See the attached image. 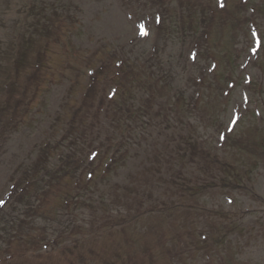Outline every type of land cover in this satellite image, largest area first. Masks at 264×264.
Listing matches in <instances>:
<instances>
[{
	"label": "rangeland",
	"instance_id": "rangeland-1",
	"mask_svg": "<svg viewBox=\"0 0 264 264\" xmlns=\"http://www.w3.org/2000/svg\"><path fill=\"white\" fill-rule=\"evenodd\" d=\"M223 5L0 0V264H264V0ZM104 49L153 75L126 133L92 110L94 76L75 84V58ZM50 141L51 166L94 178L81 213L20 182Z\"/></svg>",
	"mask_w": 264,
	"mask_h": 264
},
{
	"label": "trees",
	"instance_id": "trees-1",
	"mask_svg": "<svg viewBox=\"0 0 264 264\" xmlns=\"http://www.w3.org/2000/svg\"><path fill=\"white\" fill-rule=\"evenodd\" d=\"M75 59L77 60L76 64L79 67L77 71L82 72V76L76 77L75 84H82L79 82V79L86 76L87 72L91 70L95 71L93 81L97 86H99V90L95 89L88 91L89 93H93L95 96H97L96 101L98 98L101 100L99 102L100 108H104V110H106V118L107 116H109L112 125H114L116 134L126 133L123 130L124 122L126 120L129 119L130 121H132L134 116L138 113L141 116L142 113L146 112V109L141 107L140 103L144 101L150 103L154 100H158L157 93L152 89L154 86L150 84V80L153 75L149 71V67L147 66V64L133 62L121 50L119 51L114 49H104V52L96 57L86 58L83 56ZM139 59H141V57H139ZM30 70L33 71V67H31ZM158 78L160 79V77ZM165 85L166 86H164V88L166 89L169 85ZM171 92L172 90H165L166 96L170 97ZM100 94L104 95L103 99H101ZM136 94L145 96L146 98L142 101L137 100L138 107L136 111H133V107L129 105V103L135 99ZM87 121L88 119L86 118L84 119L83 123H79L77 125V128L75 129V133L83 135L86 132H89L91 129L89 126H86ZM75 125L76 120L74 122V126ZM59 145L60 141H58L55 148L51 145V141L49 144H45L42 150L46 159L41 158L33 163L32 167L37 168V171L32 173V170L31 172L29 170L27 174L23 176L21 175L20 182L23 184L29 182V184H27L28 189H39L44 195L53 192V194L55 195V199H59V197H66V199H70H59V203L62 202L61 207L63 206L65 207V209H68L69 206L70 210H68L70 212L78 213L81 211V209L88 207L86 200L82 199L85 196V194L83 195V192H87L89 190V184H91L94 178H92L91 174H88L86 179L78 181V183H74L72 181L74 172H66V170H68V167L66 166L65 161H62V159L58 160L56 161V166H51L47 159L52 158L57 154L56 150L59 148ZM110 151L112 152V157H114L117 153V146L112 147L110 145ZM70 158L71 157H69V159ZM262 158L264 159V155H262ZM213 166H218L220 169L228 172L229 174H231L232 172L230 170L231 166L229 163H215ZM45 168H48L51 172L49 175V180L46 182H44L42 179H39L37 175L38 172L42 171ZM223 174L225 175L227 180L234 181V183H236V181L241 182V179H229V177L224 172ZM27 200L31 199H20V202L21 204H25L28 207L29 201ZM45 200L48 201L50 209L49 199H35V202H43ZM39 209H41V207H39ZM58 211L59 207H57V205H54L52 206V209L49 213L56 214L58 213ZM130 219L131 218H129L128 216L125 217V220ZM67 231H69L71 235L77 236V234L73 233V230L71 228H68ZM42 241L43 240L36 239V242L38 244ZM76 245L77 243H75L74 241L73 246Z\"/></svg>",
	"mask_w": 264,
	"mask_h": 264
},
{
	"label": "snow or ice",
	"instance_id": "snow-or-ice-1",
	"mask_svg": "<svg viewBox=\"0 0 264 264\" xmlns=\"http://www.w3.org/2000/svg\"><path fill=\"white\" fill-rule=\"evenodd\" d=\"M223 6H224V5H223V0H221V7H223ZM141 28H143L142 25H141ZM142 34H143V35H146L147 33H143V32H142ZM0 206H2V202H0Z\"/></svg>",
	"mask_w": 264,
	"mask_h": 264
}]
</instances>
